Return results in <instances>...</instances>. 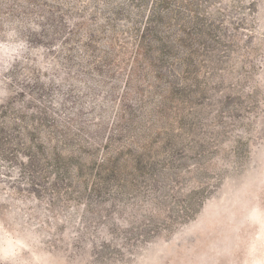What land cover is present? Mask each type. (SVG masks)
<instances>
[{
	"label": "rangeland",
	"instance_id": "1",
	"mask_svg": "<svg viewBox=\"0 0 264 264\" xmlns=\"http://www.w3.org/2000/svg\"><path fill=\"white\" fill-rule=\"evenodd\" d=\"M160 1L0 0V264H264V0Z\"/></svg>",
	"mask_w": 264,
	"mask_h": 264
},
{
	"label": "trees",
	"instance_id": "2",
	"mask_svg": "<svg viewBox=\"0 0 264 264\" xmlns=\"http://www.w3.org/2000/svg\"><path fill=\"white\" fill-rule=\"evenodd\" d=\"M168 4H169V3H168L167 0H162V1H160L157 10H158V9H161V11H165V10H167V9H168ZM190 5H191V4L189 3L188 5L184 6V5H182V2H181V3L179 2V3H178V6H177V9H175V11L170 12V14H171V15H174V17L176 16V17H177V18H176V21L179 22V21L182 20V17H179V16H180V12H179V11H181L180 9H183V8H184V9L188 10L189 13H194L193 10H192V8L190 7ZM184 9H183V10H184ZM157 10H156V11H157ZM156 11H155V12H156ZM155 12H154V14L151 16V18H152V19H151V22H153V23H154L155 21H156V23H157V22H159V20L162 19L161 14L158 13V12H156V13H155ZM193 15H195V14H193ZM172 17H173V16H172ZM156 23H155V25H153V27H152L151 29H150V28L147 29V33H146V35H145V36H141V39H144V40H145V39H147L148 37H150L151 34H155V32H156V31H155V29H156ZM177 26H178V25H177ZM178 27L180 28V30H183V29H181V26H180V25H179ZM183 31H184V30H183ZM189 31H191V29H189ZM154 38H155L156 41H158V40L162 41V38L160 39V37H158V36H157V37H154ZM175 38H178V37H175ZM174 40H175L176 42H177V41H178V42H179V41L181 42V39H174ZM8 64H9V63H8Z\"/></svg>",
	"mask_w": 264,
	"mask_h": 264
}]
</instances>
